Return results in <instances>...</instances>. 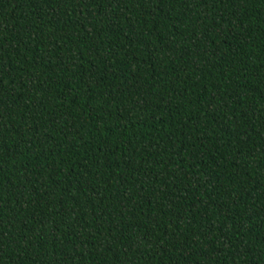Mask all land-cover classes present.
Listing matches in <instances>:
<instances>
[{"label":"trees","instance_id":"1","mask_svg":"<svg viewBox=\"0 0 264 264\" xmlns=\"http://www.w3.org/2000/svg\"><path fill=\"white\" fill-rule=\"evenodd\" d=\"M0 264H264V0H0Z\"/></svg>","mask_w":264,"mask_h":264}]
</instances>
